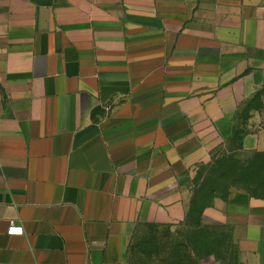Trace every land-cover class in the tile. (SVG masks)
<instances>
[{"label": "crops", "instance_id": "obj_1", "mask_svg": "<svg viewBox=\"0 0 264 264\" xmlns=\"http://www.w3.org/2000/svg\"><path fill=\"white\" fill-rule=\"evenodd\" d=\"M263 88L264 0H0V264H129ZM201 222L228 264H264V197Z\"/></svg>", "mask_w": 264, "mask_h": 264}, {"label": "rangeland", "instance_id": "obj_2", "mask_svg": "<svg viewBox=\"0 0 264 264\" xmlns=\"http://www.w3.org/2000/svg\"><path fill=\"white\" fill-rule=\"evenodd\" d=\"M236 117L237 129L243 131L242 139L247 135V146L251 147L255 130L250 125L264 123V88L245 102ZM234 130L229 142L213 154L208 165L194 169L193 188H200V195L209 189L201 185L206 180H210L211 185L222 173L224 180H219L222 184L215 185L216 188L242 190L253 196L264 194V157L245 148L242 139L234 138ZM189 228L181 222L156 220L142 224L133 238L129 264H202L210 261L208 257L216 263L220 260L228 264L227 240L194 237Z\"/></svg>", "mask_w": 264, "mask_h": 264}, {"label": "trees", "instance_id": "obj_3", "mask_svg": "<svg viewBox=\"0 0 264 264\" xmlns=\"http://www.w3.org/2000/svg\"><path fill=\"white\" fill-rule=\"evenodd\" d=\"M237 128H238V122L235 123L234 138L237 140H241L243 131L242 130L239 131ZM256 154L264 157V153L259 152ZM262 160L264 161V159ZM223 177H224V173L219 174L218 178L213 180V183L211 185H210V180H206L204 182L205 185L204 184L201 185V187L209 186V189L206 190L205 194H203L204 193L203 192L200 195V188L198 190L194 189L193 199L191 201L187 216L181 222L186 224L188 227H190L189 232L193 234L194 237H199L201 239L209 240L210 238H212V234L218 230L217 226L202 224L201 216L205 207H207L210 204L213 197L216 196L226 197L228 195L230 191L229 189L226 190L227 188H224L225 190L224 191L216 188L215 186L218 184H222L219 180H224ZM223 191L225 192L224 195H222ZM256 197H264V194ZM192 249L194 251V248Z\"/></svg>", "mask_w": 264, "mask_h": 264}, {"label": "built area", "instance_id": "obj_4", "mask_svg": "<svg viewBox=\"0 0 264 264\" xmlns=\"http://www.w3.org/2000/svg\"><path fill=\"white\" fill-rule=\"evenodd\" d=\"M21 231H22V228L18 226H11L9 228V233L19 234L21 233Z\"/></svg>", "mask_w": 264, "mask_h": 264}]
</instances>
